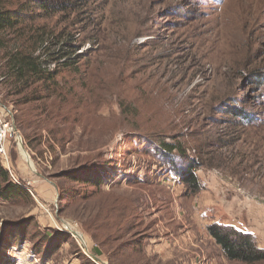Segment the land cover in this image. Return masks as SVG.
Here are the masks:
<instances>
[{
  "label": "rangeland",
  "instance_id": "374dc122",
  "mask_svg": "<svg viewBox=\"0 0 264 264\" xmlns=\"http://www.w3.org/2000/svg\"><path fill=\"white\" fill-rule=\"evenodd\" d=\"M85 2L76 28L88 27L90 41L80 53L89 66L67 78L65 90L76 95H69L74 108L63 113L66 142L51 148L48 133L28 139L17 128L23 155L17 132L10 138L8 163H1L28 194L0 200V238L6 220L25 219L35 233L42 228L32 220L51 216L63 230L69 224L80 232L92 252L93 216H141L128 236L143 232L153 263L242 264L224 257L207 228L219 221L253 232L264 249V83L253 78L264 75V0ZM5 52L0 49V66ZM4 95L0 90V115L16 125L14 98ZM233 101L253 114L250 122L223 113ZM174 135L187 162L200 163L202 189L195 195L181 176L161 169L167 162L150 148L176 142ZM86 159L116 163L108 168L110 183L97 192L59 177ZM58 186L81 194L76 201L62 198ZM98 235L100 241L108 234ZM100 250L101 262L110 264L112 248ZM3 257L1 264H24L28 254L10 246Z\"/></svg>",
  "mask_w": 264,
  "mask_h": 264
},
{
  "label": "trees",
  "instance_id": "16d2710c",
  "mask_svg": "<svg viewBox=\"0 0 264 264\" xmlns=\"http://www.w3.org/2000/svg\"><path fill=\"white\" fill-rule=\"evenodd\" d=\"M87 6L85 0H0V49L6 51L5 64L0 66V90L4 92V98H14L11 102L16 111L14 119L17 128L28 139L30 133L41 136L44 132L48 133L50 142L54 143L51 148L66 142L67 136L62 128L66 117L63 113L67 109L69 114L74 108L73 98L70 99L69 95L72 93L75 96V90H65L68 75L85 73L84 67L89 66L84 61L87 57L85 52L80 53L90 41L86 34L88 27L82 31L76 28ZM73 15L77 17V22L66 25L65 21H69ZM253 78L264 83L261 73L254 72ZM239 105L236 101L226 102L222 107L223 113L234 121L250 122L253 114ZM171 138L175 141L178 139L177 135ZM150 148L167 162L166 167H161L162 170L181 176V182L189 195H195L202 189L196 173L201 167L200 163L192 159L187 162V149L183 143L163 140L160 143L152 142ZM112 167H116L114 161L101 164L98 160L86 159L85 163L64 171L59 177L89 186L97 192L110 183L108 168ZM58 190L62 198L70 197L73 201L81 194L74 186H58ZM27 194V190L11 181L9 172L0 160V200L18 201ZM81 197L83 200L88 199L86 195ZM115 211V207H112L107 215ZM104 212L101 214L105 215ZM140 217L96 214L89 221L96 244L100 248H112L109 251L110 264H152L143 249V232L138 236L134 234L132 238L128 236L141 226ZM125 219H131V224L126 225ZM32 221V227L38 225L35 219ZM207 229L227 260L242 264L264 262V249L259 247L255 234L217 222ZM102 232L108 235L105 240L99 241L98 234ZM1 234L0 257H3L8 247L17 246L21 249L28 242L31 243L32 254L48 259L49 254L57 252L62 244L69 241L74 245L77 243L68 232L56 228L29 232L25 219L6 220ZM74 248L85 262L95 264L83 255L81 247ZM94 253L102 255L101 250H95ZM3 261L4 257L0 258V264ZM8 264H11V260Z\"/></svg>",
  "mask_w": 264,
  "mask_h": 264
},
{
  "label": "crops",
  "instance_id": "0c3cea01",
  "mask_svg": "<svg viewBox=\"0 0 264 264\" xmlns=\"http://www.w3.org/2000/svg\"><path fill=\"white\" fill-rule=\"evenodd\" d=\"M44 218L45 219L38 217L36 220L38 225L43 230L49 227V228H56V229L63 231V228L60 227V224L57 223L58 221H55V219H53V217L45 216ZM217 223H220V222L217 221ZM64 231L67 232V230H65V229H64ZM251 233H253V232H251ZM88 236L89 235H87V237ZM156 238H158V236ZM91 239H92V241H94L93 238H91ZM94 244H95V247L92 249V252H90L89 247H87L88 253H87L86 249L84 248V250H82L83 255H85L90 261H92L95 264H102L100 262L101 259H99V256H101V255H96L94 253L95 250L99 251L100 248L96 244V242ZM73 245L74 244L71 241L62 244V246L60 247V249L57 252H55L53 254H49V256L47 255L48 259H44L43 256H37V257L42 259V264H92V263H88L87 261L85 262L82 258H80L79 253L76 252V248L73 249ZM148 246L149 245L147 244V241H145L143 243V249L145 250L147 257L151 260L152 264H159L156 262L153 263V261H152L153 257H151V255H149L148 250H147ZM29 247H31V243H28V242L26 243V245L21 247V249H19L17 246H15V250H18V252L20 251L19 253L24 254V255L28 254V257L26 259L22 258V261L24 262V264H30L29 254L36 256V255L32 254L31 249ZM161 264H164V263H161Z\"/></svg>",
  "mask_w": 264,
  "mask_h": 264
},
{
  "label": "built area",
  "instance_id": "2783aa9c",
  "mask_svg": "<svg viewBox=\"0 0 264 264\" xmlns=\"http://www.w3.org/2000/svg\"><path fill=\"white\" fill-rule=\"evenodd\" d=\"M14 133L15 130L13 125L10 126V124L4 121L0 115V160L2 163H8L9 152L7 144ZM15 252H18V250H15ZM29 259L30 264H42V259L38 258L37 256L29 254Z\"/></svg>",
  "mask_w": 264,
  "mask_h": 264
},
{
  "label": "water",
  "instance_id": "95a60500",
  "mask_svg": "<svg viewBox=\"0 0 264 264\" xmlns=\"http://www.w3.org/2000/svg\"><path fill=\"white\" fill-rule=\"evenodd\" d=\"M13 128H14V130H15V132H17V127H16V125H13ZM17 137H18V142H19V144H20V147L21 148H23V150L25 151V149H24V145H23V141H22V137H21V135L17 132ZM26 152V151H25ZM27 153V152H26ZM29 157V156H28ZM30 159V158H29ZM67 225V227H66V230L70 233V234H72V235H74V236H76L80 241H81V243L83 244V246L85 247V249H86V251H87V253H88V249H87V245H86V242H85V239H84V237L82 236V234L80 233V232H78V231H76L73 227H71L69 224H66ZM100 262H101V260H100ZM102 264H106V263H103V262H101Z\"/></svg>",
  "mask_w": 264,
  "mask_h": 264
},
{
  "label": "bare ground",
  "instance_id": "6f19581e",
  "mask_svg": "<svg viewBox=\"0 0 264 264\" xmlns=\"http://www.w3.org/2000/svg\"><path fill=\"white\" fill-rule=\"evenodd\" d=\"M21 150H22V153H23V155H25V154H26V152H24V151H23V148H21ZM27 156H28V155H27ZM24 158H25V159H27L25 156H24ZM27 160L29 161V159H27ZM29 163L31 164V160H30V162H29Z\"/></svg>",
  "mask_w": 264,
  "mask_h": 264
}]
</instances>
